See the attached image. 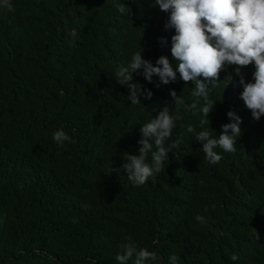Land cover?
I'll return each mask as SVG.
<instances>
[{
    "label": "trees",
    "instance_id": "16d2710c",
    "mask_svg": "<svg viewBox=\"0 0 264 264\" xmlns=\"http://www.w3.org/2000/svg\"><path fill=\"white\" fill-rule=\"evenodd\" d=\"M153 3L13 0L14 12L0 9V264H118L128 237L155 251V264L173 254L179 264H264V117L255 120L240 99L234 68L209 88L216 103L205 127L218 138L233 111L242 134L235 152L215 149L222 159L214 165L187 131L202 130L203 99L179 113L172 103L173 90L186 105L198 99L191 82L177 74L149 83L141 69L129 83L152 91L142 105L117 82L135 52L176 67L175 31L164 28L170 13ZM254 71V63L244 69L248 82ZM166 105L178 116L171 140L182 142L160 173L134 187L124 154L140 155L142 125ZM60 128L72 139L62 147L52 138Z\"/></svg>",
    "mask_w": 264,
    "mask_h": 264
},
{
    "label": "clouds",
    "instance_id": "9594fccd",
    "mask_svg": "<svg viewBox=\"0 0 264 264\" xmlns=\"http://www.w3.org/2000/svg\"><path fill=\"white\" fill-rule=\"evenodd\" d=\"M152 6L170 13L164 28L166 31H175L171 37V55L177 62L176 67H173L167 56H161L154 66L151 61L144 59V52H135L130 63L117 72V82L128 88L130 95L126 98L131 101V105H142L141 96L145 99L153 96L152 91L146 90L142 84L129 83L141 69L149 83L153 82V77H159L161 83L167 85L176 81L177 74L186 85L191 82L194 85L191 95L198 99L186 105L182 95L178 96L173 90L170 92L172 103H175L176 112L179 113L182 106L186 110H197L199 98L203 99L204 103L199 107L203 117L199 121L202 130L197 133L189 126L187 131L193 133L196 141L202 145L205 159L213 165L217 164L222 156L215 149L219 147L224 152H235L236 137L242 134L243 123L241 117L229 111L227 115L233 122L222 125L218 138H213L212 132L205 127L216 103L209 98V88L219 84L217 81L222 71L234 68L235 76L239 77L238 86L243 88L240 99L255 120L264 117V0H154ZM113 7L121 14L131 15L132 10L125 3L116 2ZM0 9L14 12L13 0H0ZM71 35H76L75 29ZM160 42L161 45H167L168 40L161 38ZM253 63L254 82H248L244 69ZM227 78L233 82L231 74ZM177 119L178 116L172 114L166 105L158 116L142 125L140 155L124 154L128 162L123 165V170L134 187L143 186L160 173L171 150L182 142L180 139L171 140ZM52 138L61 147L65 142H72L63 128L56 130ZM169 140L171 143L166 146ZM195 218L204 222L200 215ZM127 239L129 243L120 245L122 252L115 257L118 264H129L130 261L131 264H155L160 259L155 251L138 248L131 242V237ZM238 258L236 254L231 256L233 261ZM179 261L180 257L175 254L168 257V264H179Z\"/></svg>",
    "mask_w": 264,
    "mask_h": 264
}]
</instances>
